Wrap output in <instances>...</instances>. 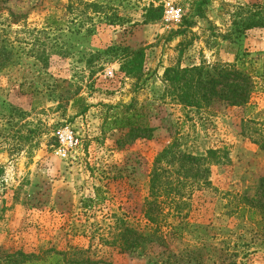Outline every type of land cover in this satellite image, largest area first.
Wrapping results in <instances>:
<instances>
[{
	"label": "rangeland",
	"instance_id": "1",
	"mask_svg": "<svg viewBox=\"0 0 264 264\" xmlns=\"http://www.w3.org/2000/svg\"><path fill=\"white\" fill-rule=\"evenodd\" d=\"M241 63L246 107L165 96L166 69ZM130 104L150 107L151 138L110 124ZM65 128L78 146L60 160ZM262 143L264 0H0V264L46 251L63 264H264ZM208 151L190 172L180 160ZM155 199L163 236L146 215Z\"/></svg>",
	"mask_w": 264,
	"mask_h": 264
},
{
	"label": "trees",
	"instance_id": "2",
	"mask_svg": "<svg viewBox=\"0 0 264 264\" xmlns=\"http://www.w3.org/2000/svg\"><path fill=\"white\" fill-rule=\"evenodd\" d=\"M9 0H3V2ZM92 9L94 14H99L102 7L96 4L85 5ZM145 22L151 19L146 14ZM242 32L251 28L260 27L262 21H243ZM191 25L186 19L180 27L185 26L188 28ZM177 34H182V31H178ZM240 64V62H239ZM244 64L241 63V67L238 65L224 66H199L190 68H169L165 70L163 76V83L165 84V96L170 99L176 106L183 107L191 110H203L208 109L213 104L223 103L229 108H243L249 105L256 98L255 85L252 77L245 71ZM240 66V65H239ZM124 111L121 115V119H115L110 124L115 129H127L126 139H146L151 138L153 131L150 127L149 119L147 115L150 107L134 108L132 104L123 107ZM145 110V112H143ZM261 148L264 149V143L261 144ZM215 155V151H208L205 157L195 158L190 155H180V160L184 161L189 166L188 171H191L193 166L199 163L209 161V158ZM159 182L153 187L155 192L158 191ZM157 202L149 205V211L146 213L147 217L153 223V234H162L159 227L156 226L155 220L150 218L151 208H156ZM254 208L261 209V215L263 214V205L260 201H256V205L252 204ZM158 212H155V218L158 217ZM137 238L143 241L146 237L142 234ZM81 252V251H80ZM80 254V253H79ZM62 256V257H61ZM65 256V253H57L55 251H46L43 256L35 255H22L17 261V264H63L61 260ZM95 264V262L88 259L84 262L73 259L68 264Z\"/></svg>",
	"mask_w": 264,
	"mask_h": 264
},
{
	"label": "built area",
	"instance_id": "3",
	"mask_svg": "<svg viewBox=\"0 0 264 264\" xmlns=\"http://www.w3.org/2000/svg\"><path fill=\"white\" fill-rule=\"evenodd\" d=\"M78 140L73 130L65 128L57 135V143L54 148V155L60 160H66L71 153L77 149Z\"/></svg>",
	"mask_w": 264,
	"mask_h": 264
}]
</instances>
